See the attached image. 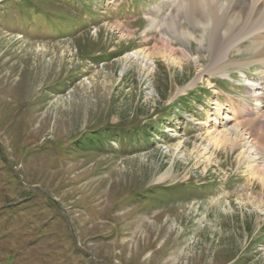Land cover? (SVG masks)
I'll return each mask as SVG.
<instances>
[{
  "label": "rangeland",
  "instance_id": "374dc122",
  "mask_svg": "<svg viewBox=\"0 0 264 264\" xmlns=\"http://www.w3.org/2000/svg\"><path fill=\"white\" fill-rule=\"evenodd\" d=\"M210 29L167 0H0V264H264L261 64L244 38L207 71Z\"/></svg>",
  "mask_w": 264,
  "mask_h": 264
},
{
  "label": "bare ground",
  "instance_id": "6f19581e",
  "mask_svg": "<svg viewBox=\"0 0 264 264\" xmlns=\"http://www.w3.org/2000/svg\"><path fill=\"white\" fill-rule=\"evenodd\" d=\"M167 1L179 2L181 9L193 10L198 24L210 26L208 47L211 50V63L207 69L210 73L228 67L231 61L229 50L240 40L247 38L252 42L258 54L250 62L260 63L261 69L258 81L251 84V89L257 105L264 102V0ZM152 23L158 24V29L162 28L156 18L152 19Z\"/></svg>",
  "mask_w": 264,
  "mask_h": 264
},
{
  "label": "trees",
  "instance_id": "16d2710c",
  "mask_svg": "<svg viewBox=\"0 0 264 264\" xmlns=\"http://www.w3.org/2000/svg\"><path fill=\"white\" fill-rule=\"evenodd\" d=\"M101 136H103V135H101ZM146 137H145V135L141 138V141L143 140V139H145ZM122 148H123V146H122Z\"/></svg>",
  "mask_w": 264,
  "mask_h": 264
}]
</instances>
